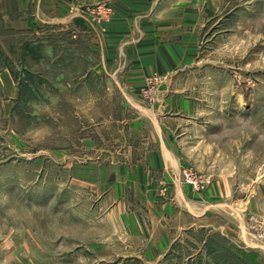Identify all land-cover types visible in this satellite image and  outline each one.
Instances as JSON below:
<instances>
[{
	"label": "rangeland",
	"instance_id": "rangeland-1",
	"mask_svg": "<svg viewBox=\"0 0 264 264\" xmlns=\"http://www.w3.org/2000/svg\"><path fill=\"white\" fill-rule=\"evenodd\" d=\"M106 1L77 0L67 12L91 20L74 24L45 22L32 1L0 0V264H144L131 260L138 249L101 246L98 230L82 231L93 196L69 166L89 159L87 137L105 144L101 135L119 132L103 125L122 93L90 71L103 57L98 32L114 21ZM185 1L203 26L173 77L186 87L172 90L199 98L196 152L232 171L243 203L165 264H264V0ZM168 76H146L140 94L154 102ZM198 169L183 165L182 180L202 190Z\"/></svg>",
	"mask_w": 264,
	"mask_h": 264
},
{
	"label": "crops",
	"instance_id": "crops-1",
	"mask_svg": "<svg viewBox=\"0 0 264 264\" xmlns=\"http://www.w3.org/2000/svg\"><path fill=\"white\" fill-rule=\"evenodd\" d=\"M26 1L48 13L44 14L47 23L75 24L84 18L66 10L75 7L77 0ZM106 3L114 9V21L107 32H98L103 57L90 71L108 77L122 93L118 112L103 125L109 128L117 122L119 132L113 137L101 135L105 144L87 137L89 159L69 165L76 170V182L81 178L80 184L89 186L93 196L88 211L91 218L83 221L90 226H83L82 231L98 230L104 235L101 246L138 249L131 260L165 264L170 255L179 254L175 249L189 246L199 232L211 231L214 218L224 220L242 210L232 171L221 166L217 156L203 159L197 153L200 145L195 137L203 134L197 116L199 98L172 90L186 87L173 77L188 66L179 67L193 56L203 21L191 11L196 6L185 0ZM155 72L169 76L151 103L140 88L144 78ZM185 164L199 168L206 177L202 190L183 182ZM239 235L242 238V230Z\"/></svg>",
	"mask_w": 264,
	"mask_h": 264
},
{
	"label": "built area",
	"instance_id": "built-area-1",
	"mask_svg": "<svg viewBox=\"0 0 264 264\" xmlns=\"http://www.w3.org/2000/svg\"><path fill=\"white\" fill-rule=\"evenodd\" d=\"M152 80H155V79H157V76H154V77H152L151 78ZM190 169H192V168H190ZM194 169H192V170H190L191 171V173H195V171H193ZM201 176L202 175H200V178H201ZM183 178H185V182H188V183H192V184H194L195 186H199V184H198V180L197 179H194L193 177H190V176H188L187 175V177L185 176H183ZM259 231H261V228L259 229ZM258 233V232H257ZM259 235L262 237L263 236V234H261L260 232H259ZM264 237V236H263Z\"/></svg>",
	"mask_w": 264,
	"mask_h": 264
}]
</instances>
